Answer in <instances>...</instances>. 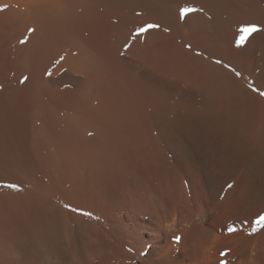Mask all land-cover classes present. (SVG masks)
I'll list each match as a JSON object with an SVG mask.
<instances>
[{
    "label": "bare ground",
    "instance_id": "1",
    "mask_svg": "<svg viewBox=\"0 0 264 264\" xmlns=\"http://www.w3.org/2000/svg\"><path fill=\"white\" fill-rule=\"evenodd\" d=\"M0 9V264H264V0Z\"/></svg>",
    "mask_w": 264,
    "mask_h": 264
},
{
    "label": "rangeland",
    "instance_id": "2",
    "mask_svg": "<svg viewBox=\"0 0 264 264\" xmlns=\"http://www.w3.org/2000/svg\"><path fill=\"white\" fill-rule=\"evenodd\" d=\"M24 48L18 31L14 28V20L0 18V75L2 77L11 78L13 71L17 70V67L19 69L21 63L19 66L17 63L22 60Z\"/></svg>",
    "mask_w": 264,
    "mask_h": 264
},
{
    "label": "snow or ice",
    "instance_id": "3",
    "mask_svg": "<svg viewBox=\"0 0 264 264\" xmlns=\"http://www.w3.org/2000/svg\"><path fill=\"white\" fill-rule=\"evenodd\" d=\"M0 10H2V9H0ZM195 11H198V9H196L194 7H188V6L181 7L179 9V16L181 19H184L187 15H189L190 13H193ZM154 27H159V25L148 24L145 28H140L138 30V32H144V31H147L148 29L154 28ZM260 30H261V27L255 23H250V24H246V25L241 26L239 28L240 34L238 35V37L236 39V46L237 47L242 46L249 36H251L253 33H256ZM34 31H35V29H33V28L28 29L29 33H32ZM26 42H27L26 39L21 40V43H26ZM218 63H219V61H218ZM25 80H27V77H24V79L21 81V83H23ZM261 95H264V93H261ZM6 186L9 188H17L18 187L15 184H9ZM254 224L259 228H264V214L258 216L255 219ZM257 227H254L252 229V232H255L257 230ZM228 231L231 233L232 231H235V229L232 227H229ZM176 239L179 240V238H176ZM221 255H225V253H221Z\"/></svg>",
    "mask_w": 264,
    "mask_h": 264
}]
</instances>
